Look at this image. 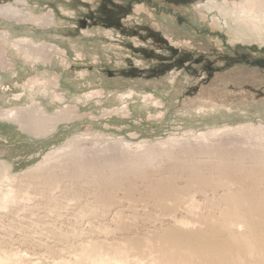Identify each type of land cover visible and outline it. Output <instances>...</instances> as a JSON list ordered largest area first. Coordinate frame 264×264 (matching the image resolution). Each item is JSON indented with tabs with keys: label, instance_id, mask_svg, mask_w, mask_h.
Segmentation results:
<instances>
[{
	"label": "rangeland",
	"instance_id": "rangeland-1",
	"mask_svg": "<svg viewBox=\"0 0 264 264\" xmlns=\"http://www.w3.org/2000/svg\"><path fill=\"white\" fill-rule=\"evenodd\" d=\"M246 2L0 0V264H264Z\"/></svg>",
	"mask_w": 264,
	"mask_h": 264
},
{
	"label": "bare ground",
	"instance_id": "bare-ground-1",
	"mask_svg": "<svg viewBox=\"0 0 264 264\" xmlns=\"http://www.w3.org/2000/svg\"><path fill=\"white\" fill-rule=\"evenodd\" d=\"M261 5H263V4H261V3H259V4H252V2H246L244 5L239 4V8L238 9H239V11L241 13V18L242 17H245V18H249L250 20L254 19L255 23H258L260 25V27L262 29H264V13L262 12L263 10L260 9V6ZM0 169H2L1 166H0ZM12 194H13V192L10 191V190L9 191L7 190V191L0 192V204L1 205L8 204L10 202V200L12 199ZM253 215L256 216L255 214H253ZM256 219H258V218H256ZM251 228H253V227H251ZM180 232H179V234H174V232H173L174 235L171 234L168 237H165L164 240H163V242L166 241L167 243L172 244V245H183L185 243V245H186L187 242H190L191 241V239L194 240L193 237H196L197 236V238H198V232H197V235L196 236H195V233L193 231H192V233L186 231L189 234L186 233V232L184 234V233H182V231H180ZM205 234H206V232H205ZM200 236L202 238V235H200ZM209 236H210V234H209ZM183 249H184V247H183Z\"/></svg>",
	"mask_w": 264,
	"mask_h": 264
},
{
	"label": "flooded vegetation",
	"instance_id": "flooded-vegetation-1",
	"mask_svg": "<svg viewBox=\"0 0 264 264\" xmlns=\"http://www.w3.org/2000/svg\"><path fill=\"white\" fill-rule=\"evenodd\" d=\"M247 63V65H252V63L250 62V60L245 61ZM263 62L264 63V58L263 59H256V62L254 63V65H252V67H257L260 68L261 70L264 71V64L263 66L260 65L259 63Z\"/></svg>",
	"mask_w": 264,
	"mask_h": 264
},
{
	"label": "trees",
	"instance_id": "trees-1",
	"mask_svg": "<svg viewBox=\"0 0 264 264\" xmlns=\"http://www.w3.org/2000/svg\"><path fill=\"white\" fill-rule=\"evenodd\" d=\"M133 1H135V0H127V4H129L130 2H132L133 3ZM166 3H172L173 1H175V0H164Z\"/></svg>",
	"mask_w": 264,
	"mask_h": 264
}]
</instances>
